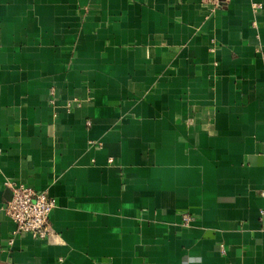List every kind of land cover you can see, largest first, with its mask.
I'll return each mask as SVG.
<instances>
[{"label": "crops", "instance_id": "1", "mask_svg": "<svg viewBox=\"0 0 264 264\" xmlns=\"http://www.w3.org/2000/svg\"><path fill=\"white\" fill-rule=\"evenodd\" d=\"M0 264H264V0H0Z\"/></svg>", "mask_w": 264, "mask_h": 264}, {"label": "built area", "instance_id": "2", "mask_svg": "<svg viewBox=\"0 0 264 264\" xmlns=\"http://www.w3.org/2000/svg\"><path fill=\"white\" fill-rule=\"evenodd\" d=\"M200 1L213 7H217L221 2V0ZM109 161L112 162V158ZM6 185L10 188L12 196L2 207V210L15 223L12 236L18 233H28L33 237L46 239L52 234L48 218L56 206L55 198L49 196L45 191H35L31 187L13 180L7 181ZM181 216L184 226H188L193 220L188 213H182Z\"/></svg>", "mask_w": 264, "mask_h": 264}]
</instances>
